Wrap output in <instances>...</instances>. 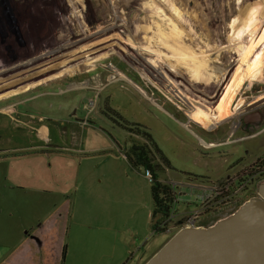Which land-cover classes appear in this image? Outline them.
<instances>
[{
  "label": "rangeland",
  "instance_id": "rangeland-1",
  "mask_svg": "<svg viewBox=\"0 0 264 264\" xmlns=\"http://www.w3.org/2000/svg\"><path fill=\"white\" fill-rule=\"evenodd\" d=\"M259 16L264 0H0V147L31 150L0 163V209L15 198L16 224L34 228L55 208L68 210L67 264H145L185 226L180 221L200 214V224L215 223L202 196L263 163L264 133L245 140L238 131L209 149L188 116L202 108L211 126L224 101L230 117L253 102L261 109L252 117L264 115L263 78L236 87L249 54L264 52L254 45ZM212 90L216 100L205 95ZM108 109L148 128L170 163L158 173L177 197L167 230L154 219L151 178ZM153 152L154 165L164 166ZM9 167L27 176L12 180ZM258 185L240 191L239 205L219 219Z\"/></svg>",
  "mask_w": 264,
  "mask_h": 264
},
{
  "label": "crops",
  "instance_id": "crops-1",
  "mask_svg": "<svg viewBox=\"0 0 264 264\" xmlns=\"http://www.w3.org/2000/svg\"><path fill=\"white\" fill-rule=\"evenodd\" d=\"M260 7L261 5L258 6V8ZM243 16L244 15H241L236 18L242 19ZM258 19L262 20L264 18H261L259 16ZM253 25L254 26L250 28L251 32H252V28H256L255 21H253ZM250 29L247 30L246 33L247 36H249L248 33ZM254 32H257V30ZM256 34L258 35L255 39L254 45L256 43L264 44V24L262 28L259 30V32ZM249 55L252 58L245 66L246 68L244 69L243 67L242 71H244L245 73L242 76H239L236 86L237 88H240L243 84L246 83V81L247 82L258 81V80L261 81L260 77H262L264 80V52H260V53L254 52V54L250 53ZM259 70H260V74H257L259 79H253L251 75L255 74V72ZM203 106L206 107V109L210 107L207 105V103H204ZM229 107L230 104L228 102L226 101L222 102L220 109L216 111V115H215V118H217V120L220 119V121L219 120H218L219 122L213 121V124L211 126H208L210 124H207L208 123L207 121H212V119H209L208 116L204 115L199 110H197L194 114H191V117L193 118L198 117L197 119L190 118L185 113L186 116H188L189 121L196 124V126L200 127L199 128L200 131L203 132V135L209 141H206L201 137L196 136L193 130H190L191 133H193L194 136L200 138L201 140H204V142H206L207 144L212 142L216 143L215 141L216 138L211 137L213 134H210L208 131L211 129V127L215 126L216 124H219L228 119L230 120L231 115H228ZM224 113H227V115H224ZM191 119H193L197 123H201L202 125L195 123ZM256 119H258V117ZM223 141L224 142L226 141L225 137L222 138V140L219 142H223ZM222 145H225V143H223ZM24 151H31V150L29 149L26 150L25 147H21V146L18 147L1 146L0 163L5 164V163H13L19 160H24L27 157H29V156L23 157L21 155ZM14 152L16 156L9 155V153H14ZM7 171L9 172L12 180H14L16 176L19 179L25 178L27 176L26 170L24 168H20L16 170L13 169L12 167H9ZM22 182H26V181H22ZM19 189L21 190V188ZM25 194L27 196V193ZM4 200L7 201L6 204L7 208L0 209V217H1L0 218V264H67V258L69 256L68 255L69 245L65 244V239L67 236V228L65 222H66V214L68 213V210H66L64 213L63 211H61L62 209L55 208L50 212V214L48 213L47 218L42 219L41 224H39L37 227L34 228V227H28L23 222L16 224L15 209H14L15 198L10 200L9 199H4ZM9 204H11L10 208L8 207ZM45 215H43V217ZM64 247L66 248V255H65V259L63 260L62 253ZM84 261L87 260L84 259ZM85 264L88 263L86 262Z\"/></svg>",
  "mask_w": 264,
  "mask_h": 264
},
{
  "label": "water",
  "instance_id": "water-1",
  "mask_svg": "<svg viewBox=\"0 0 264 264\" xmlns=\"http://www.w3.org/2000/svg\"><path fill=\"white\" fill-rule=\"evenodd\" d=\"M145 264H264V181L234 213L180 231Z\"/></svg>",
  "mask_w": 264,
  "mask_h": 264
},
{
  "label": "trees",
  "instance_id": "trees-1",
  "mask_svg": "<svg viewBox=\"0 0 264 264\" xmlns=\"http://www.w3.org/2000/svg\"><path fill=\"white\" fill-rule=\"evenodd\" d=\"M108 111H111L112 114L119 117V120L115 118H108L109 121L114 122V124L117 126L119 130H123L124 133H127L128 136H130L131 141V147L134 149V153L136 155L135 164L142 166L145 168L147 174L151 178L152 181V198L155 206L154 210V219L160 215L161 220L163 221L160 223L164 225L163 230H167V222H172V214H173V208H175V204H177V197L175 193L173 192V188L170 185L162 184L158 179V173L161 172V170L170 167V163L168 159L166 158L164 152L159 149L155 142V140L152 137V133H150L149 129L144 127L143 125H140L138 123H133L129 121L127 118H124L119 113H117L115 110L108 109ZM113 124V125H114ZM141 138V139H140ZM137 142V143H136ZM140 144H143L145 147H142L140 150ZM146 149V151H144ZM154 151L158 152V156L162 160V162H165L164 166H156L154 165V158L153 156ZM153 152V153H152ZM157 154V153H156ZM162 168V169H161ZM259 170L256 171V175L259 174ZM242 184V183H240ZM246 187L244 188V190ZM217 200H215L216 202ZM182 223L179 222L177 224L181 225ZM155 229L158 232L163 231L159 228V223H157V226H155ZM66 255V248H63V260L65 259Z\"/></svg>",
  "mask_w": 264,
  "mask_h": 264
},
{
  "label": "flooded vegetation",
  "instance_id": "flooded-vegetation-1",
  "mask_svg": "<svg viewBox=\"0 0 264 264\" xmlns=\"http://www.w3.org/2000/svg\"><path fill=\"white\" fill-rule=\"evenodd\" d=\"M173 72V71H172ZM195 74V73H194ZM161 75L163 76V74L161 73ZM164 77V76H163ZM162 77V78H163ZM165 78V77H164ZM170 82V81H169ZM170 84H171V82H170ZM174 86V85H173ZM179 86H181V87H183L182 85H179ZM176 87V86H175ZM213 87H217V85H215V86H213ZM170 89L172 90V88L170 87ZM217 91V90H216ZM211 94L210 95H208V94H205L206 95V97L208 98V99H214V100H216V95H217V93L216 92H214V90H212L211 92H210ZM177 95V94H176ZM222 95V94H221ZM178 98H182V97H178ZM220 99V98H219ZM211 103H213V102H211ZM255 105H256V107L252 110V111H249L248 110V107H247V109L245 108L242 112H241V114H239L238 112H236L235 113V115H234V117H231L230 118V120L228 119V120H225V121H223V122H221V123H219V124H216L215 126H213V127H211V129L208 131L210 134H221V135H223L224 137H225V139L226 140H228L229 138H228V135L230 136V135H233V134H235V133H237L238 131H241L242 132V134L244 135V137H245V140H248V139H252V138H255L256 136H258V135H261L262 133H264V131H262V126H263V123H264V115L263 114H261L260 113V118L259 119H256V118H254V117H252V112H254V111H258V112H260V110L259 109H261V105H260V103H257V102H253ZM235 107V106H234ZM220 109V107H217L216 108V111H218ZM239 109V108H238ZM237 109V110H238ZM197 110H199L200 112H202L204 115H206V116H208V114H207V112H205V111H203L204 109H202V108H197L196 109V111ZM248 110V111H247ZM216 111H215V114H214V116L216 115ZM201 113V114H202ZM184 116V115H183ZM174 117V116H173ZM193 118V117H192ZM132 122V121H131ZM207 122H210V121H207ZM232 124H235V128H234V130H235V132L233 133V132H231V130H233L232 128H231V126H232ZM222 126H224V127H222ZM223 128H225V131H227V133L223 130ZM198 131V130H197ZM191 132V131H190ZM199 133H203L202 131H198ZM208 132H205V133H208ZM226 133V134H225ZM227 135V136H226ZM152 137H153V139L155 140V142H156V144L158 145V143H157V141H156V139L154 138V136H153V134H152ZM223 137V138H224ZM141 139V138H140ZM221 139H222V137H221ZM199 140L200 141H204V140H201L200 138H199ZM213 143V142H212ZM222 144L223 143H221V144H216V145H214V143L211 145V146H209V147H206V148H215V147H219V146H222ZM140 150L142 149V147H145L143 144H140ZM158 148H160L159 147V145L157 146ZM143 150V149H142ZM144 151H146V149L144 150ZM261 162H263V163H258L257 165H254V164H251L250 166H249V170L248 171H246V173H240L239 174V172L238 173H236L235 175H233L234 176V178H235V180H234V184L235 185H237V184H240V183H246L247 184V186H246V189L243 191V193H245V192H247L248 191V189L250 188V187H254L255 186V184H257V183H260V181H262V179H261V177L260 176H258V177H256V176H254V172H256V170H258V169H261V168H263L264 167V161L262 160ZM186 175V174H185ZM188 175V174H187ZM158 176H159V174H158ZM192 177H194L193 179H190L189 181H196V180H198L199 179V177L198 176H192ZM227 177H231V176H227ZM198 178V179H197ZM201 179V178H200ZM199 179V180H200ZM243 194H239L238 195V197L235 199V201L234 202H232V203H230L229 205H231L232 207H236V205H239V200L241 199L240 197L242 196ZM240 198V199H239ZM226 208V207H225ZM234 209V208H233ZM230 210H232V209H230ZM225 211V210H224ZM223 211V212H224ZM222 212H220V213H217V212H215L214 214H213V216H215V215H217V214H221ZM201 224H205V223H201ZM206 225V224H205Z\"/></svg>",
  "mask_w": 264,
  "mask_h": 264
},
{
  "label": "built area",
  "instance_id": "built-area-1",
  "mask_svg": "<svg viewBox=\"0 0 264 264\" xmlns=\"http://www.w3.org/2000/svg\"><path fill=\"white\" fill-rule=\"evenodd\" d=\"M231 128L233 130H231V132L234 133V128H235V124H232ZM262 131H264V127L262 129ZM234 142V141H233ZM205 145V144H204ZM212 145V144H210ZM259 174L258 176H262L261 179L262 181H264V167L259 169ZM247 186L246 183H242V184H234V181H226L225 183H223L221 185V187L219 189H222L221 191L217 192L215 194H204L202 196V205L200 208L205 209L206 212H210L211 209H215V211L217 213L223 212L225 210V207H227V205H229L232 201H235V199L237 198V196L240 194V191H244V188ZM199 198L201 199V197L199 196ZM215 200H217L215 202ZM199 208V209H200ZM194 212H197V210H195ZM193 213V212H192ZM200 215V214H199ZM198 214H193L190 217H188V219L184 220V221H180L182 224L181 225H191V224H200L201 222V217ZM218 215V214H217Z\"/></svg>",
  "mask_w": 264,
  "mask_h": 264
},
{
  "label": "bare ground",
  "instance_id": "bare-ground-1",
  "mask_svg": "<svg viewBox=\"0 0 264 264\" xmlns=\"http://www.w3.org/2000/svg\"><path fill=\"white\" fill-rule=\"evenodd\" d=\"M197 73H195V75H196ZM206 227V225L205 224H191V225H189V226H187V225H185L183 228H181L180 230H178L170 239H172L177 233H179L180 231H182V230H184V229H186V228H189V229H191V228H199V227Z\"/></svg>",
  "mask_w": 264,
  "mask_h": 264
},
{
  "label": "clouds",
  "instance_id": "clouds-1",
  "mask_svg": "<svg viewBox=\"0 0 264 264\" xmlns=\"http://www.w3.org/2000/svg\"><path fill=\"white\" fill-rule=\"evenodd\" d=\"M202 142V144L204 145V147H209V146H211L210 144H213V143H206V142H204V141H201ZM225 144H228V143H231V141H229V140H226L225 142H224ZM219 216H220V214H218V215H215V216H213V217H218V218H216V219H219ZM208 225V224H207ZM206 225V226H207Z\"/></svg>",
  "mask_w": 264,
  "mask_h": 264
}]
</instances>
